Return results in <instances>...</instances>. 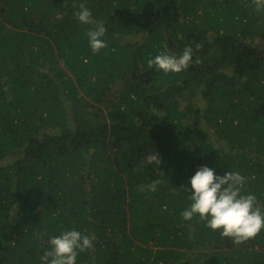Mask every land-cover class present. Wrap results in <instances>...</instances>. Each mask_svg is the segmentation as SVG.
I'll return each mask as SVG.
<instances>
[{"label": "trees", "instance_id": "trees-1", "mask_svg": "<svg viewBox=\"0 0 264 264\" xmlns=\"http://www.w3.org/2000/svg\"><path fill=\"white\" fill-rule=\"evenodd\" d=\"M80 3L107 26L98 53ZM260 3L0 0V264H41L48 238L73 227L94 238L77 264H264V230L237 243L181 215L205 164L248 177L264 207ZM187 45V69L148 65Z\"/></svg>", "mask_w": 264, "mask_h": 264}, {"label": "clouds", "instance_id": "clouds-1", "mask_svg": "<svg viewBox=\"0 0 264 264\" xmlns=\"http://www.w3.org/2000/svg\"><path fill=\"white\" fill-rule=\"evenodd\" d=\"M74 15L81 24L93 25L87 31L91 50L98 53L106 48V24L96 20L84 3L79 4ZM199 47L196 44V48ZM193 53L191 45L178 53L160 51L148 60V65L165 73L181 72L193 63ZM147 160L154 167L163 163L155 150ZM248 179L238 171H226L221 175L211 166L200 165L183 184L189 194V204L181 215L185 220L198 215L207 227L237 243L255 237L264 230V207L258 205L255 193L244 191ZM159 184L158 179H153L147 185H141V190L155 192ZM93 239L75 227L63 229L48 238L49 247L40 257L41 264H77L79 253L94 247Z\"/></svg>", "mask_w": 264, "mask_h": 264}, {"label": "rangeland", "instance_id": "rangeland-1", "mask_svg": "<svg viewBox=\"0 0 264 264\" xmlns=\"http://www.w3.org/2000/svg\"><path fill=\"white\" fill-rule=\"evenodd\" d=\"M263 3H260L258 6H257V10L261 9L263 7ZM141 38V37H139ZM249 41L251 42H254V43H258V42H261V38L260 37H256L255 39H252V38H248ZM225 70V69H224ZM228 72L232 73L231 69L227 70ZM194 103L196 106H206V100L204 99L203 97V94L201 93V90L199 89L198 90V93L196 94V97L194 98ZM182 105L185 106L186 105V101H182ZM88 107L89 109L94 113V114H97V116L99 117H106V111H107V107L108 105L107 104H93V103H89L88 104Z\"/></svg>", "mask_w": 264, "mask_h": 264}]
</instances>
